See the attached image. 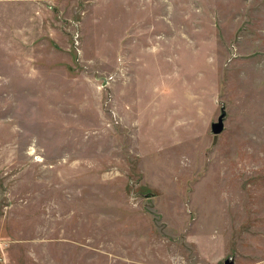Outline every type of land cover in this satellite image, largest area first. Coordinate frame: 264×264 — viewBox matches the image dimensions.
<instances>
[{
  "label": "rangeland",
  "instance_id": "obj_1",
  "mask_svg": "<svg viewBox=\"0 0 264 264\" xmlns=\"http://www.w3.org/2000/svg\"><path fill=\"white\" fill-rule=\"evenodd\" d=\"M227 260L264 264V0H0V264Z\"/></svg>",
  "mask_w": 264,
  "mask_h": 264
},
{
  "label": "water",
  "instance_id": "obj_2",
  "mask_svg": "<svg viewBox=\"0 0 264 264\" xmlns=\"http://www.w3.org/2000/svg\"><path fill=\"white\" fill-rule=\"evenodd\" d=\"M224 116H225V112H223L220 116L217 122H213L212 124V132L215 134H219L221 132H223L225 125H224ZM231 261L227 260L226 264H230Z\"/></svg>",
  "mask_w": 264,
  "mask_h": 264
}]
</instances>
